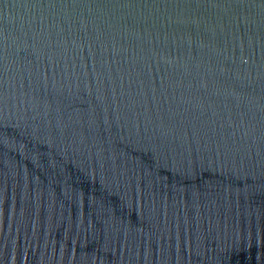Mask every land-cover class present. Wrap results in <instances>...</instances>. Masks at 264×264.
Wrapping results in <instances>:
<instances>
[{
    "label": "water",
    "instance_id": "1",
    "mask_svg": "<svg viewBox=\"0 0 264 264\" xmlns=\"http://www.w3.org/2000/svg\"><path fill=\"white\" fill-rule=\"evenodd\" d=\"M0 264H264V0H0Z\"/></svg>",
    "mask_w": 264,
    "mask_h": 264
}]
</instances>
